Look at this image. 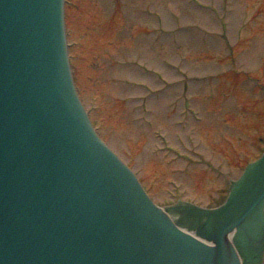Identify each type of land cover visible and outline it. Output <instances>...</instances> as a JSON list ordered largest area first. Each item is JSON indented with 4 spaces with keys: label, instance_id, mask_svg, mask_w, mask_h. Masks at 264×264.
I'll use <instances>...</instances> for the list:
<instances>
[{
    "label": "water",
    "instance_id": "obj_1",
    "mask_svg": "<svg viewBox=\"0 0 264 264\" xmlns=\"http://www.w3.org/2000/svg\"><path fill=\"white\" fill-rule=\"evenodd\" d=\"M66 0H0V264H264V153L205 209L159 208L103 143Z\"/></svg>",
    "mask_w": 264,
    "mask_h": 264
},
{
    "label": "rangeland",
    "instance_id": "obj_2",
    "mask_svg": "<svg viewBox=\"0 0 264 264\" xmlns=\"http://www.w3.org/2000/svg\"><path fill=\"white\" fill-rule=\"evenodd\" d=\"M66 9L71 67L99 135L159 207L219 205L264 150V0Z\"/></svg>",
    "mask_w": 264,
    "mask_h": 264
},
{
    "label": "flooded vegetation",
    "instance_id": "obj_3",
    "mask_svg": "<svg viewBox=\"0 0 264 264\" xmlns=\"http://www.w3.org/2000/svg\"><path fill=\"white\" fill-rule=\"evenodd\" d=\"M230 184V183H229ZM228 190H229V185L227 186ZM224 200V199H223ZM222 202V201H221Z\"/></svg>",
    "mask_w": 264,
    "mask_h": 264
}]
</instances>
